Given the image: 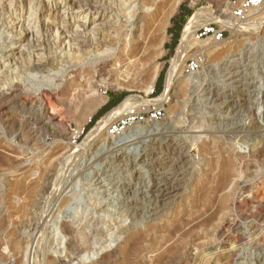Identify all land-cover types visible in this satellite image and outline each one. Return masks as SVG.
<instances>
[{"label": "rangeland", "instance_id": "obj_1", "mask_svg": "<svg viewBox=\"0 0 264 264\" xmlns=\"http://www.w3.org/2000/svg\"><path fill=\"white\" fill-rule=\"evenodd\" d=\"M4 1L0 0L1 3ZM143 1L146 0H139V4L141 5ZM240 2V0H181L165 29V40L162 44L163 52L155 60L160 70L156 79L151 83L150 87L152 89L149 92H146L143 88L144 81L141 76L129 75L123 78L124 81L119 78L120 82H124L121 89L115 88V85L112 86L114 84L112 82L114 79L113 75H107L104 79L91 78V69H81L79 62L74 58L70 60L71 58L68 59L69 57L62 56L64 58L62 59L60 54L57 51L55 52V49H51L49 45H45L40 40L44 45L42 47L44 56L51 57L49 59L52 61V65L42 71L24 69L25 75L23 73L20 80L22 81L21 90L17 91L16 96L11 99L0 100L2 108L6 110V113L0 117V138H3V143H7V146L10 145L14 151L13 153L5 152L6 156H9V158L13 156L11 159L17 164L21 163L22 165L23 163L22 169L15 173L10 174L5 170H0V214L5 209L2 215L7 216L9 207H27L22 209V213H25L24 216L21 214V210L19 213H12L9 219L10 222L5 226L10 229L13 224H17L16 235L13 237L8 236V234H5L6 237L5 235L3 237L0 235L1 238L5 237V240L11 239L14 243L18 242L19 244L16 247L17 249L10 248L8 244L0 245V264H98L97 262L101 261V256L108 254H113V257L111 255L110 258L104 259L99 264H122L125 254L121 249H117L118 242L112 243V246L107 250L98 251L97 256L94 255L92 260L85 262H80L75 255L66 251L65 242L68 243L67 240L69 238L64 241L63 245H56L57 237L52 232L53 226L61 224L71 226L73 222L68 216L62 215L63 208H55L52 204L54 205L53 202L61 196L68 198L74 190L85 196V203L89 208L90 203L95 202L93 194L98 197V200L105 201L103 202L104 205L111 207L109 211L114 214L116 223L109 225L110 228L120 226L121 228L131 227L134 229L135 227L136 230L145 232L144 237L149 239L147 240L146 238L149 243L147 242V245L143 247V255L130 260L131 264H157V257H160L161 254L163 255L166 250L175 247L174 244L177 241L176 238L168 239L167 235L164 234H167L174 225L176 215L180 212L182 213V211L184 212L186 204L193 202V196L196 193L192 191H195L196 188L198 190V184L202 181L200 176L208 170L207 168L215 162L216 158V162H220V159L225 157L224 155H226L228 149H231L235 156L237 154L243 156L241 159L243 161L240 160L238 155L234 157L236 163L235 180L238 182L243 180V183L246 184L245 202L239 210L235 209L229 215L230 219L234 220L238 225L237 229L233 232L231 231L228 237L222 240V248L224 250L227 249V251L235 249V254L233 253L230 259L222 258L216 260V263L213 261L214 257L210 258L214 254L212 248L218 238L212 235L214 226L218 224L217 219L204 230H194L193 234H191L193 235L192 238L196 240L192 241L193 239L191 238L190 245L192 246L191 248L197 250L198 259L207 256V259H205L207 261L210 260V264H218L217 262L224 264L223 262H226V260V264H264V131H262L264 130V24L260 26L259 20L251 18L258 13V10L252 12L253 14L246 15L245 19L239 18L238 20V18L234 17L233 12ZM37 4L41 6L40 2H37ZM200 9L207 10L213 17H218L219 20H223L222 14H227L226 16L231 17L234 23L238 22L243 24V26L250 25L251 29L249 32L232 36L231 32L223 28L222 25L213 23L215 30L223 31L224 36L221 41H217L218 43L214 45L211 52H206L205 47L214 43L210 39H214L213 36H198L197 34V41H201L203 44L200 45L198 51L195 49L186 55L181 72L182 80L191 79L188 86V95H184L185 97L178 96L179 98L176 97L173 101L170 100L166 105L165 115L161 122L152 123L154 125L135 126L141 130V133L135 136L136 139L133 142L127 144L116 142L118 140L116 138L125 131L116 137L108 134L88 138L96 125L108 112L110 113L111 110L103 112L107 104L120 99L122 95H138L148 99H155L161 96L164 91L170 61L176 54L183 28L192 15ZM242 17H244V14ZM120 21L122 23L124 20L121 19ZM176 25L178 26L177 29H175ZM252 27H255L254 29L256 30ZM0 28L1 54L5 53L10 47L13 34L10 30L2 27V25H0ZM175 34H177V39H174ZM56 55L60 56L61 61ZM193 59L199 64L198 69L192 73H187L186 66ZM24 67H26V64H24ZM228 70L231 71L230 75ZM66 72L75 73L78 79L76 90L86 92L84 97L75 100V109H68L67 107L66 109L63 106L67 103L66 100L59 102L53 96H50L51 91L53 92L62 80L68 78L65 76L70 75ZM161 74H163V78L160 83ZM63 76L65 79H63ZM215 95H218L220 99ZM98 96L104 97L105 102L94 112L91 120L86 122L82 117L85 104L88 99L92 100ZM72 97L73 95L70 96V99ZM227 97L229 99L228 102L230 101V106L232 105V111L225 108L226 105L224 103ZM37 98L44 101L45 106L48 108V113L50 112L49 114L52 116L55 115L54 117L57 121L40 120L37 113L38 110H36L39 102ZM45 101L48 102L46 103ZM55 101L58 103H55ZM175 101L179 102L178 105H176ZM171 106L174 107L172 108ZM226 110H229L231 116L226 113ZM192 123L194 124L191 125ZM198 123L202 126L200 125V127ZM33 127L37 128L33 129ZM192 134H203L204 138L201 137L202 141L201 138L197 139V141H191L190 136ZM87 142L89 143L85 144ZM172 143L178 145L180 143L179 147L183 150H177L175 154L171 155L172 150L166 145H173ZM257 150L259 152H256ZM223 152L225 153L224 155H222ZM5 153L3 152V154ZM201 158L204 159L202 160ZM173 175L178 178L176 192L158 204L163 207L161 206L162 208H160L153 220H148L143 226L142 223L144 221H140L136 213L139 215V212L152 208V205L155 204L153 202L155 200L153 196H155L154 193L157 190L155 188H160L162 184L169 182ZM39 176L47 180L41 181ZM35 180L39 181L41 185L44 182L48 185L50 184L49 189L51 191L48 190L45 193L46 195L40 193V184L38 189L35 187V191H33L34 185L32 184L36 182ZM13 183L16 184V188H22V193L17 197L18 199L9 196ZM23 184L26 189H23ZM238 194L239 190L235 189L234 200L238 201ZM87 198L92 199V201H89V203ZM23 201L26 203L25 205ZM127 201L128 204L129 201L136 203H130L129 209L132 208L131 210L126 207ZM256 202L262 205L263 208H257L255 211L253 205ZM44 205L50 208L51 206L53 207L51 217L45 222L43 221L44 217L42 216L41 218L43 211L46 210ZM189 208L190 214L195 212L193 208ZM122 210L127 211L122 213ZM189 213L188 215H190ZM210 215L208 214V216ZM46 223L47 227L45 228L44 224ZM188 226L183 228L182 232L190 231L195 225L191 224ZM235 233L241 235L243 240L236 243L233 240ZM149 236L152 239L154 238V240H150ZM33 238H39L40 240L38 239L35 243L36 248L33 257L26 258L21 255L23 253L22 249L28 243H31ZM163 240L168 241L165 242ZM240 243L243 244L240 246ZM47 248L49 249L48 251ZM150 251L154 253L151 254ZM197 262L200 263L201 261L198 260ZM202 264L207 263L203 262Z\"/></svg>", "mask_w": 264, "mask_h": 264}, {"label": "bare ground", "instance_id": "obj_2", "mask_svg": "<svg viewBox=\"0 0 264 264\" xmlns=\"http://www.w3.org/2000/svg\"><path fill=\"white\" fill-rule=\"evenodd\" d=\"M180 1L181 0H146V1H143L141 5L139 4V0H5L3 3L0 2V25H2V27L6 28L7 30H10L11 33L13 34V40L11 41L10 47L5 53L0 54V100L9 99V98L11 99L14 96H16L15 94L17 93V91L21 90L22 81L20 80H21V75L25 71L24 69H29L31 71H42L44 69L49 68L52 65V61H50L49 59L51 57L48 58L44 56V49L42 48L44 45L42 44V42L45 45H49L51 49L52 48L55 49V52L57 51V53L60 54L62 59H64L63 57H69L68 59L71 58L70 60L74 58L77 62H79L80 66L82 67L81 69H87V68L91 69V72H90L91 78L96 77V78L104 79V77H106L107 75H113L114 79L112 82L114 84H112V86L115 85L114 86L115 88L121 89V86L124 84V82L122 81L120 82V80H118L119 78L123 79L129 75L141 76L144 81L143 88L145 89L146 92L151 91L152 87H150V85L156 79L159 73V70H160L159 69L160 67L155 63V60L163 52L162 44L165 40V29L169 24L170 17L174 13ZM240 1L243 3L245 0H240ZM37 2L38 3L40 2L41 6H38ZM241 2L239 4H241ZM138 5L140 6L138 7ZM255 10H258V13H256V15L252 16L251 18H253V20H259L260 26H261L264 24V4L256 9L244 11L243 18L245 19L246 15L254 12ZM222 15L224 17L222 18L223 20H219L218 17H213L212 14L208 12L207 10L200 9L196 11L192 15V17L188 20V22L183 28L182 35L179 41V45L176 49V54L170 61V67L168 69L166 79H165L164 91L161 94V96L156 98L154 102L167 104L170 100L173 101L178 96L181 97L184 95H188V86H189L191 79L182 80L181 72H182V67L184 64V58L186 57V55L189 54L192 50L197 49L198 51L200 45L203 44V42L197 41V32L200 29L206 28L208 24L217 23V24L222 25V27L225 28L226 30H229L232 36H235L236 34H239V33L249 32V30L251 29L250 25L243 26V24H239L238 22L234 23L231 17L226 16L227 14L226 15L222 14ZM121 19L124 20L122 23L120 21ZM253 26L255 25L253 24ZM210 39L214 43L211 46L207 45L205 47L206 52L207 51L211 52L213 50L214 45L218 43L215 39H212V38ZM40 40L42 42H40ZM30 46L31 48H29ZM46 54L48 55L47 52ZM60 56H58V58ZM61 58H59L60 61H61ZM24 64H26V67H24ZM228 72L230 75L231 71L228 70ZM67 74H70V73H67ZM65 77H68V78L65 79ZM65 77L63 76V79L65 80H62V82L56 86L53 92L51 91L50 96H53L55 100H58L59 102L60 101L63 102L64 100H66L67 103L63 106H65V108L67 107L68 109H71V108L75 109V105H74L75 100L79 99L80 97H84L86 95V92L76 90L78 79L75 73L74 74L72 73L69 76H65ZM72 95H73L72 97L73 99L72 98L70 99V96ZM215 96L217 98L219 97L218 95H215ZM37 100H39L38 105H37L38 109H36L35 106L34 107L36 110H38L37 113L40 117V120L43 121V119L45 120L49 119L51 121H55L56 120L54 117L55 115L53 114L54 116H52L49 114L50 112L48 113V108L45 106L44 101L40 98H37ZM228 100L229 99L227 97L225 103L224 101L223 103L226 105L225 107L226 109H229L230 111H232L231 110L232 105L230 106V101L228 102ZM131 101L132 100L130 98L126 99L119 107L114 109L111 113H108L96 125V127L94 128V130L92 131V133L89 135L88 138L90 137L94 138L96 136H101V135H108L107 126L112 122V120L117 115H119V113L124 108L128 106V104ZM56 102L57 101H55V103ZM104 102H105L104 97H99V96L92 100L88 99L85 104L83 113H82L83 120H85L86 122L90 121L94 112L101 105H103ZM175 103L176 105H178L179 102L175 101ZM171 107L173 108L174 106H171ZM229 110H226V113L229 114L230 113ZM5 113H6L5 108H2L0 104V117H2ZM194 123H192L191 125H193ZM229 126H230V123H229ZM34 128H37V127H33V129ZM194 128L196 127L194 126ZM254 132L256 133V131ZM140 133H141L140 129H137V127H133L129 130H126L123 134L118 136L116 138V140L118 139L116 142L117 143L123 142L126 144L131 143L136 139L135 136L140 135ZM201 137H203V134H192L190 136V139L191 141L192 140L197 141V139ZM201 141H202V138H201ZM3 142H4L3 138H0V150L3 151L4 153L5 152L13 153L14 151L12 150L11 146L10 145L7 146V143L5 144ZM63 142L65 141L63 140ZM88 143L89 142L85 144H88ZM179 145L174 143L173 145H170V146L166 145V146L172 150L171 155H173L177 152V150L181 151L182 148L179 147ZM3 152L0 153V170H5L7 173H10V174L20 171V169H22L21 166L23 165V163L22 165L21 163L17 164L15 161H13V159H11L13 156L9 158V156L7 157L6 153L3 154ZM256 152H259V150H257ZM252 153L254 154L253 151ZM224 154L225 153L223 152L222 155ZM237 155L240 156V160L243 158V156L239 154ZM237 155L235 156V153L233 154V151L231 149H228L226 152V155H224L225 157L224 158L222 157V159H220L221 160L220 162H216L217 158L215 159V157H214L215 162H213L211 158L213 164H211V166L207 168L208 170L206 172L204 173L202 172L203 174L200 176V179H202V181L198 184L199 186L198 190L196 188L195 191H192L193 193H196L197 196L193 194L194 196H196V198H194L193 196V202H191L192 201L191 200L190 201L191 203L186 204V208H184V212L180 210L182 211V213L180 212L181 214L178 213L176 215L174 225L170 228V230L168 229L169 231L167 232V234H164V235H167L168 239L170 240L172 238H176L177 241L174 244L175 247H172L166 250L163 255L161 254V256L158 255L160 257H157V264H202L203 262L210 264V260H208L209 262L206 260L207 259L206 255H205L206 259L205 258L198 259L197 250L194 248H191L192 246L190 245V242H191V238L193 237L192 234L194 230L196 229L204 230L208 226L212 225L214 220L216 219L218 220V224L214 226L212 235L218 238H217V242L215 239L216 243L214 242L215 245L212 248L214 251L211 249L214 252V254H212L210 258L212 259V257H214L215 259L213 258L214 259L213 261H215V263H216V260H220L222 258L230 259V256H232V254L235 252V249H232V250L229 249L228 251L227 249L224 250L222 248V245H223L222 240L224 238H227L228 235L231 233V231L233 232L234 230L237 229L238 225L234 222V220L230 219L229 215L235 209L239 210L241 208V206L245 202L244 194L246 192V184L243 183V180L242 182H238L237 180H235L236 179L235 178L236 163L234 161V157H237ZM45 173H46V170H45ZM43 177H46V176H43ZM39 178L41 181L47 180V179L44 180V178H41L40 176ZM49 178L48 180H50ZM177 179H178L177 176L173 175V177L170 178L169 182H167L164 185L162 184L160 188L154 187L155 189H157L154 193L155 196H153L155 197V200L153 201L155 204L152 205V208H150L149 210L139 212L140 213L139 215H137L136 213V216L140 219V221L141 220L144 221V223H142L143 226L145 222H147L148 220L150 221L153 220L154 216L158 214L160 208L163 207L162 205L161 207L158 204H160L162 200L174 195V193L176 192V189L178 188ZM24 184H23V189H26ZM39 184H40L39 181L33 182L32 184L34 185L33 191H35V187H37L38 189ZM15 185L16 184L13 183L11 191H9V196H12L13 198L14 197L17 198L22 193V188L20 187L16 188ZM49 185L46 184V182H44L41 185V187H39L40 188L39 190H41L40 193L45 194L46 192H48V190H50ZM231 186H233L232 189H230ZM134 189L136 190V188ZM235 189L239 190L238 201L236 199L234 200V190ZM71 193H72L71 195L68 193V195H70L69 197L67 196L68 198L61 196L55 202H53L54 200L52 201L54 205L51 203L52 206L55 208L56 207L63 208L64 211L62 215L64 214L68 216L73 222L72 223L73 225L71 226L66 225V224L53 226L52 232L57 237L56 245H63L64 241H66V239L69 238L67 240L68 243L65 242L66 251L69 254L75 255L80 262L92 260L94 255L95 256L98 255V251L102 252L104 250H107L112 246V243L114 244L117 242H118L117 249H121L122 252L125 254V259H123L124 262L122 264H131L130 260H134L138 258L139 256L143 255V252H144L143 247L147 245L146 244L148 242L147 240H149L147 237H144L145 232L136 230L135 227L134 229L131 227L121 228L120 226L110 228L109 225H111L112 223H116V220L114 219L115 218L114 214H112L109 211L111 207L104 205L103 202L105 201L98 200L97 199L98 197L93 194V197H95L94 203H90L92 199L87 198L88 202L90 201L89 202L90 208H89L88 205L85 203L84 195L77 193L75 190ZM130 203L132 204L134 203V201L132 202L129 201V204L127 201L126 207L128 209L131 206ZM23 204L25 205L26 203L24 202ZM52 206L51 208L49 206H46V210L43 211L41 218L42 216L44 217L43 218L44 222L45 220L51 217V213H52L51 211L53 208ZM253 206L255 208V211L257 208H263L262 205L257 204V202ZM15 207L14 206L9 207V213L7 214V216L2 215L5 209H3V211L0 214L1 215L0 216V235L2 237L5 234L6 235L8 234V236L10 237H13L14 235H16L17 224L16 225L13 224L10 229H8V227H5V226L10 222L9 219L12 213L14 214L19 213V211L21 210V214H23L22 209H25L26 206H23L21 208H15ZM189 207L193 208L195 212L190 214ZM126 211L122 210V213H125ZM188 213L190 215H188ZM210 213L212 214L210 215ZM208 214L210 216H208ZM191 224L192 225L194 224L195 226H193L192 229H190V231L182 232L184 230L183 228ZM44 225L46 228L47 223ZM137 225L139 226V224ZM137 225L135 226L138 227ZM145 229L147 228L145 227ZM42 230H44V228H42ZM40 231H41V228H40ZM107 232H110V233H107ZM4 238L0 237V245L8 244L10 248L17 249L16 247L19 246L18 242L14 243L13 240L11 239L5 240ZM39 238H35V239L33 238V241L31 240L32 242L28 243L27 246L22 249L23 253L21 255H23L26 258L33 257L35 253V248H36L35 243L37 242ZM150 240L153 241L154 238L153 239L150 238ZM194 240L196 239H193L192 241ZM233 240H235V242L238 243L242 241L243 239L241 235H239L238 233H235L233 236ZM167 241L168 240H166L165 242ZM241 244L243 243H240V246ZM150 249H153V248H150ZM48 250L49 249L47 248V251ZM45 253L47 252L45 251ZM150 253L152 254L154 252L150 251ZM111 255L113 257V254L101 256L100 258L101 261L97 263L99 264L104 259L106 260V258L107 259L108 257L110 258ZM47 260L49 259L47 258ZM198 260L201 261L202 263L201 262L198 263L197 262ZM226 262H223V263L226 264ZM217 263L219 264V262Z\"/></svg>", "mask_w": 264, "mask_h": 264}, {"label": "built area", "instance_id": "obj_3", "mask_svg": "<svg viewBox=\"0 0 264 264\" xmlns=\"http://www.w3.org/2000/svg\"><path fill=\"white\" fill-rule=\"evenodd\" d=\"M263 4L264 0H245L243 3L239 4V6L237 5L233 12V16L242 19L244 11L256 9ZM197 34L198 36L211 35L216 41H221L224 36L223 31H216L213 24H208L206 28L200 29ZM197 69V61L195 59L190 60L186 66V72L192 73ZM128 98H130L132 101L107 126L108 134L113 137H116L124 131L135 126H142L152 123L157 124L163 120L165 115V109L167 105L166 103H157L154 102L156 98L148 99L142 98L138 95L126 96L116 107L111 109L110 113Z\"/></svg>", "mask_w": 264, "mask_h": 264}, {"label": "trees", "instance_id": "obj_4", "mask_svg": "<svg viewBox=\"0 0 264 264\" xmlns=\"http://www.w3.org/2000/svg\"><path fill=\"white\" fill-rule=\"evenodd\" d=\"M177 28H178V26L176 25L175 29H177ZM174 39H177V34L174 35ZM162 78H163V74L160 75V78H159L160 83L162 81ZM156 93H157V91H156ZM125 97H126V95L124 94V95H122V97H120V99L114 100V101L110 102L109 104H107V106L104 108L103 112H108L111 109H113L114 107H116Z\"/></svg>", "mask_w": 264, "mask_h": 264}]
</instances>
